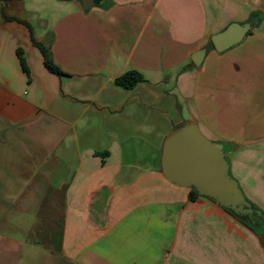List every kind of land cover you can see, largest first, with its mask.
<instances>
[{"label":"crops","instance_id":"crops-1","mask_svg":"<svg viewBox=\"0 0 264 264\" xmlns=\"http://www.w3.org/2000/svg\"><path fill=\"white\" fill-rule=\"evenodd\" d=\"M3 8L0 166L14 162L12 150H36L46 175L38 197H61L66 264H264L263 218L252 229L214 199H190L191 187L170 182L162 166L166 138L196 122L225 144L231 174L264 213V0ZM251 17L258 22L241 43L209 47L214 33ZM33 39L66 74L47 68ZM202 47L197 66L191 55ZM130 69L144 79L117 85ZM1 241L0 264H13Z\"/></svg>","mask_w":264,"mask_h":264},{"label":"water","instance_id":"water-1","mask_svg":"<svg viewBox=\"0 0 264 264\" xmlns=\"http://www.w3.org/2000/svg\"><path fill=\"white\" fill-rule=\"evenodd\" d=\"M100 1L83 0V5L90 9ZM257 22L258 19L253 17L244 22H231L211 36L214 48L223 52L238 45ZM206 53L207 47L194 51L191 55L193 62L200 66ZM162 166L165 177L173 184L193 187L200 195L210 197L221 206L240 216H249L256 222L252 203L230 173L224 145L207 137L196 122L188 123L166 138Z\"/></svg>","mask_w":264,"mask_h":264},{"label":"rangeland","instance_id":"rangeland-1","mask_svg":"<svg viewBox=\"0 0 264 264\" xmlns=\"http://www.w3.org/2000/svg\"><path fill=\"white\" fill-rule=\"evenodd\" d=\"M27 147L25 153L12 150L14 162L0 166L1 243L12 253L13 264H66L61 256V197H38L46 175L37 173L36 150Z\"/></svg>","mask_w":264,"mask_h":264},{"label":"trees","instance_id":"trees-1","mask_svg":"<svg viewBox=\"0 0 264 264\" xmlns=\"http://www.w3.org/2000/svg\"><path fill=\"white\" fill-rule=\"evenodd\" d=\"M0 1L3 3V5H4L3 10L5 11V4H6V2L8 0H0ZM22 21L25 22L24 20H22ZM33 40H34V43L40 48V50H41V52H42V54L44 56V63L47 66V68L50 71H52V72H54V73H56L58 75L66 74V72L63 71L61 69V67L58 64H56L55 61L53 60L49 45L47 43H45L44 41H38L36 39H33ZM212 46H213V44L211 42L209 47H212ZM18 54H19V57L21 59V62H22V65H23L24 69L26 70V72H28V68H27V66L25 64V60H24V57L22 55V51L19 50ZM143 79H144L143 75H142V73L140 71H138L136 69H130V70H127V71L123 72L119 76H117L115 78L114 82L117 85L122 86L124 88H133L138 82L142 81ZM218 142H220V141H218ZM221 143L224 145V149L226 151L225 144L223 142H221ZM227 160L229 162L228 156H227ZM199 196H201L199 194V192L197 190H195L193 187H191L190 191H189V198L194 200V199H196ZM252 205H253V208L255 210L256 223H253L249 219V216H240V215L234 213L231 209L226 208V207H224V208L228 212L233 214L236 218H238L240 221L244 222L245 224L250 226L252 229H255V227L259 225V222H260L259 219L260 218L264 219V213L258 214V212H260V209L258 207H256L253 203H252Z\"/></svg>","mask_w":264,"mask_h":264},{"label":"flooded vegetation","instance_id":"flooded-vegetation-1","mask_svg":"<svg viewBox=\"0 0 264 264\" xmlns=\"http://www.w3.org/2000/svg\"><path fill=\"white\" fill-rule=\"evenodd\" d=\"M249 219L252 221V218L249 217Z\"/></svg>","mask_w":264,"mask_h":264}]
</instances>
